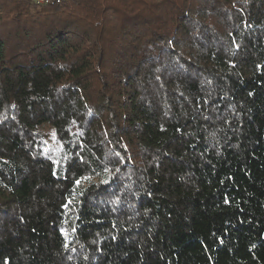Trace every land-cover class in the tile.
Wrapping results in <instances>:
<instances>
[{
    "label": "trees",
    "instance_id": "16d2710c",
    "mask_svg": "<svg viewBox=\"0 0 264 264\" xmlns=\"http://www.w3.org/2000/svg\"><path fill=\"white\" fill-rule=\"evenodd\" d=\"M0 264H264V0H0Z\"/></svg>",
    "mask_w": 264,
    "mask_h": 264
},
{
    "label": "built area",
    "instance_id": "2783aa9c",
    "mask_svg": "<svg viewBox=\"0 0 264 264\" xmlns=\"http://www.w3.org/2000/svg\"><path fill=\"white\" fill-rule=\"evenodd\" d=\"M64 1L67 0H31V2L37 7H45L51 3L61 4Z\"/></svg>",
    "mask_w": 264,
    "mask_h": 264
}]
</instances>
